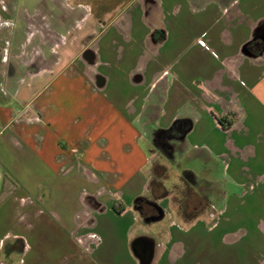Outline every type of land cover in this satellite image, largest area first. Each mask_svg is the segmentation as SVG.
<instances>
[{
	"label": "crops",
	"instance_id": "1",
	"mask_svg": "<svg viewBox=\"0 0 264 264\" xmlns=\"http://www.w3.org/2000/svg\"><path fill=\"white\" fill-rule=\"evenodd\" d=\"M60 1L0 0V264H264V0Z\"/></svg>",
	"mask_w": 264,
	"mask_h": 264
},
{
	"label": "rangeland",
	"instance_id": "2",
	"mask_svg": "<svg viewBox=\"0 0 264 264\" xmlns=\"http://www.w3.org/2000/svg\"><path fill=\"white\" fill-rule=\"evenodd\" d=\"M57 1H60V0H57ZM59 3L61 4L62 16H63L64 14H66V12L63 11L64 8L69 9L70 7L68 5H66L68 3L66 0H62ZM78 15H79V12H78ZM162 161H164L162 155H160L159 152L156 151L153 158L150 160V167H151V172H152L151 180L156 179V176H157L159 170H161V169H162V171L164 170L162 176H165V177L168 176L166 181H165V184L169 187V190L171 191L169 193V194H171V197L169 198L171 201V204H173L174 207L178 209L177 210L178 214L183 215V213L181 212V207H182V205L187 204L186 203L187 199H189V197H190V196L187 197V195L189 192H191V190L188 188L187 185H185L184 183H181L180 179L178 180L176 168L171 167L169 174H168V172H166V167L161 164ZM155 167H158V171H156V172H155ZM194 200H195V198H190L189 203L194 202ZM164 206L169 207V204H166ZM165 221H168V219L165 218Z\"/></svg>",
	"mask_w": 264,
	"mask_h": 264
},
{
	"label": "water",
	"instance_id": "3",
	"mask_svg": "<svg viewBox=\"0 0 264 264\" xmlns=\"http://www.w3.org/2000/svg\"><path fill=\"white\" fill-rule=\"evenodd\" d=\"M158 215L152 217V220H160L164 216V211L160 209L157 205ZM149 220V219H147ZM132 254L138 260L139 264H151L153 255H154V241L148 237H137L135 238L130 245Z\"/></svg>",
	"mask_w": 264,
	"mask_h": 264
},
{
	"label": "trees",
	"instance_id": "4",
	"mask_svg": "<svg viewBox=\"0 0 264 264\" xmlns=\"http://www.w3.org/2000/svg\"><path fill=\"white\" fill-rule=\"evenodd\" d=\"M219 121L222 124V119H219ZM156 171H158V167H155V172ZM163 172H164V170L163 171H162V169L159 170L154 183H152L153 184L152 190L157 191L158 192L157 194H159V196H164L166 194V190L164 189L163 185L161 184V182L159 180H157L158 178H160L162 176ZM196 202H198L196 198H195L194 202H190V203H189V200L187 199V202H186L187 204L182 205L181 212L183 213V216H185V218L190 219L193 216H195L191 213H188L187 209L189 206H194Z\"/></svg>",
	"mask_w": 264,
	"mask_h": 264
},
{
	"label": "flooded vegetation",
	"instance_id": "5",
	"mask_svg": "<svg viewBox=\"0 0 264 264\" xmlns=\"http://www.w3.org/2000/svg\"><path fill=\"white\" fill-rule=\"evenodd\" d=\"M141 204H142L143 212L146 214V216H151L152 214L157 213V209H155L153 206L147 203L146 200L142 201Z\"/></svg>",
	"mask_w": 264,
	"mask_h": 264
},
{
	"label": "built area",
	"instance_id": "6",
	"mask_svg": "<svg viewBox=\"0 0 264 264\" xmlns=\"http://www.w3.org/2000/svg\"><path fill=\"white\" fill-rule=\"evenodd\" d=\"M198 44H200L201 46L205 47V48H208V46L206 45L205 41L200 39L198 40Z\"/></svg>",
	"mask_w": 264,
	"mask_h": 264
}]
</instances>
